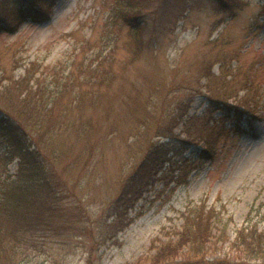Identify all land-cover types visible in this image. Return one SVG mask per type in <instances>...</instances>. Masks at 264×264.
<instances>
[{"label":"rangeland","instance_id":"1","mask_svg":"<svg viewBox=\"0 0 264 264\" xmlns=\"http://www.w3.org/2000/svg\"><path fill=\"white\" fill-rule=\"evenodd\" d=\"M234 1L224 9L219 0L153 2L139 19L145 25L140 45L117 16L120 0H49L44 16L27 19L14 33L0 31V105H20L30 86L35 98L40 90L66 88L55 104L75 107L71 115L85 130L56 134L55 143L67 157L89 156L94 144L97 159L77 197L69 192L74 214L68 222L39 227L28 242L5 234L3 264H87L88 258L90 264H154L153 241L176 238L187 204L202 199L223 214L208 258L262 263L235 238L243 226L264 227V0ZM225 57L250 75L227 112L212 105L200 77L206 66L218 73ZM145 130L151 141L172 136L183 148L178 159L194 161L160 167L157 181L133 199V221L106 237L98 224L112 219L111 196L122 172L142 156ZM5 145L0 132V151ZM210 145L209 157L200 158ZM16 171V160L5 165L0 159L2 178Z\"/></svg>","mask_w":264,"mask_h":264},{"label":"trees","instance_id":"2","mask_svg":"<svg viewBox=\"0 0 264 264\" xmlns=\"http://www.w3.org/2000/svg\"><path fill=\"white\" fill-rule=\"evenodd\" d=\"M158 1L163 0H120L118 3L117 16L129 24L133 33L138 34L134 45H140L141 35L145 29L144 21L139 24L140 17L146 14V9L151 3ZM219 1L223 4L222 9L231 8L235 4L234 0ZM45 5H51L49 0H0V31L14 33L27 19L44 16ZM225 59L218 73H215L212 67L206 66L200 77H206L205 87L210 93L208 97L212 105L227 112L228 109H232V106L227 104L228 100L237 95L240 89L247 87L245 84L250 81V75H243L244 73H240L241 70H237L240 62L233 66L230 60L226 57ZM17 83L22 84V82ZM31 87H29L30 91L27 90L28 92L22 90L23 94L26 93L23 98H19L20 105H0L2 115L0 132L6 141L4 149L0 151V159L5 161V165L13 160L17 162V171L13 177L5 174L2 178V174L0 175V258L5 253V250H1L5 234L11 238L10 240L17 241L21 238L28 242L34 239V230L39 227L58 220L63 224L68 222V217L74 214L69 192L72 191L73 196L77 197L74 191L85 180L92 161L97 160L94 144L89 156L84 157L82 151L77 157H67L65 149L58 148L59 144L55 143L56 134L66 130L79 134L85 130L84 122H79L71 115L75 107L70 104L64 106L55 104L57 97L63 96L66 88H61L57 94L40 90L39 97L35 98V93L28 95L32 91ZM78 106L82 104L79 103ZM204 124L202 120V125ZM155 127L161 135L163 125L159 126V129L158 125ZM198 127L199 123H197ZM138 128L139 133L141 129L139 128L138 131ZM144 134L142 146L145 145V147L142 156L125 172H122L118 186L114 190L116 192L111 196L112 209L109 216L112 219L108 222L106 218L98 224L101 234L106 237L109 234L111 237L115 231L133 221L134 217L129 213L132 201L136 197H141L157 181L156 175L160 167L166 163L173 167L179 162L182 167L188 160L194 161H192L193 157L178 159L183 155V148L172 140V136L165 141H151L149 130H145ZM191 140L182 139L181 141L188 143ZM133 144L131 143L132 147L137 148ZM212 150V145L203 149L200 158L206 156L207 159ZM79 165L80 169L77 173L75 170ZM177 180L179 183L187 182L186 178L180 176H177ZM182 216L183 221L175 233L176 238L160 242V244L153 241L154 264H169L176 261L184 251H186L183 254L185 258L178 264H249L232 259L208 258L207 246L214 236L213 230L223 222L222 210L216 205H209L205 199L191 201L187 204ZM3 219L12 226H4L1 223ZM6 228L9 230L7 231ZM235 243L249 254L261 257L263 260L260 264H264V227L262 229L256 225L241 227ZM90 262L91 258H88L87 264ZM0 264L3 263L0 261Z\"/></svg>","mask_w":264,"mask_h":264}]
</instances>
